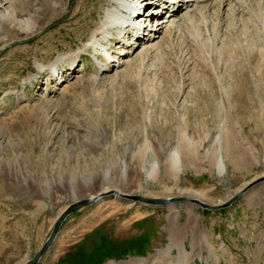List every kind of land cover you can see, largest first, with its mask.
Returning <instances> with one entry per match:
<instances>
[{"label":"rangeland","instance_id":"374dc122","mask_svg":"<svg viewBox=\"0 0 264 264\" xmlns=\"http://www.w3.org/2000/svg\"><path fill=\"white\" fill-rule=\"evenodd\" d=\"M112 1L0 0L18 20L0 34V264L26 263L66 205L106 189L217 204L264 175V0L179 4L163 24L130 0L145 35L101 26ZM194 10L206 17L168 31ZM123 248L146 251L100 264H264V180L218 209L104 195L66 216L36 264Z\"/></svg>","mask_w":264,"mask_h":264},{"label":"bare ground","instance_id":"6f19581e","mask_svg":"<svg viewBox=\"0 0 264 264\" xmlns=\"http://www.w3.org/2000/svg\"><path fill=\"white\" fill-rule=\"evenodd\" d=\"M114 1L116 2V5H114ZM114 1H112L113 2L111 4L112 7L108 8V10L106 11L105 15H106L107 19L105 20V22H103V25H101V26L103 28H107L106 31H108L109 28H111L112 26H121V27H123L125 29L127 27H132V28H134V29H136L138 31H140V29H142V31H140V32H143V34L145 35L146 34V31L145 30L147 29V27L146 26H143V24L141 22L142 17H139L140 19H137V18L135 19V16H134V14H135L136 11L138 13L140 11L139 5L138 6L135 5L134 2L133 3H130V0H114ZM153 1H162V5L165 8H161V10L160 11H157L156 13H154V11L151 10V12H149V13L146 14V17L144 19H147V20L149 18H151V19L152 18L158 19L157 18V14L158 13H162V10L163 11L169 10L168 7L169 6H173V4H176V6H179V4H180L181 7L182 6L186 7V6H188L190 4L189 3L190 0L189 1H187V0H153ZM193 1L194 2L195 1L196 2H201V1H204V0H193ZM222 1H224L228 5L229 4L231 5L233 3L231 0H215L214 2H211V3L209 2L210 4L208 2H207L208 4H204V5L203 4L201 5L200 3H198V7H199V9H205L207 11V8L210 5L214 6V4L215 3H218V2L221 5L222 4ZM148 2H151V0L148 1ZM225 3H224V5H225ZM177 8L173 6L171 9H173V11L175 12V9H177ZM199 9H197V10H199ZM205 10L204 11L203 10L202 11L200 10L198 12L197 16H199V17H206V13L207 12H205ZM195 12H196V10L190 11V12H187V13H184L185 15L182 18H179L177 20H173V21L169 22L170 25H169V27L167 26L168 27L167 28L168 31L170 33H172L173 32L172 31L173 26H175V25L178 26L179 24H181L185 20H188L189 19V20H192L193 21V20L197 19V16H196V18L194 17L196 15ZM175 14L176 13H174L173 15H175ZM15 15L16 14H15V12L13 10H7V11H4V12L0 13V34L3 33V32H5V29L7 30L8 28H10V27H8V25H10L11 22H17L18 21ZM159 19H160L159 20L160 22H158V23H162L164 21L163 18H159ZM26 21H27L26 22L27 25H31L33 23V18L30 17ZM193 22H195V21H193ZM3 23H6V25H7L5 28L2 27V24ZM161 27H162V25H158L157 24L155 26V29L158 31ZM151 29H153V28H150V31H151ZM156 30H155V33H156ZM98 33H99V31L96 32V35ZM126 33L123 34V35H121V36L119 35V36L122 38V37L126 36ZM104 51H105V53L103 52L104 55L105 54L108 55L110 53L109 50H107V49H105ZM110 54H109V56H111ZM167 162H168L169 169H171V171L173 170V174L176 176L178 174V172L180 171V168H181V165H180L181 164V157H180L179 151L176 150V151L172 152L170 154V157L168 158V161ZM214 162H215V165H216V168H217L218 172L221 173L223 171L224 165H223V158L220 155V153H218V155H217V157H216V159H215ZM154 166H156V163L154 164ZM108 175H109L108 172H106L104 174V180L105 181H108V177H109ZM72 191H73L72 193L75 194V191L74 190H72ZM100 193H102V192H100ZM99 194H97V195H99ZM93 196H96V195H93ZM93 196L91 195L89 197H93ZM78 200H81V199H78ZM78 200H76V201H78Z\"/></svg>","mask_w":264,"mask_h":264},{"label":"water","instance_id":"95a60500","mask_svg":"<svg viewBox=\"0 0 264 264\" xmlns=\"http://www.w3.org/2000/svg\"><path fill=\"white\" fill-rule=\"evenodd\" d=\"M261 180H264V175H261L260 177L253 179L252 181L247 183L245 186H243L239 190L238 193H235L233 196L229 197V199H227L226 201L221 202V203H217V204L207 203V202L201 201L197 198H191V197H186V196L148 197V196H143V195H140L137 193L122 192V191L117 190V189H109V190H106V191L100 193L99 195H96L93 197H86V198H83L81 200L71 202L62 209V211L56 217V219L53 223V226H52L48 236L46 237V239L42 243V245L34 253V255L30 259H28V261L24 264H34L35 262H37L39 260L40 256L45 252V250L47 249V247L51 243L52 239L54 238V236L58 232L62 221L66 218V216L69 213H71L73 210L77 209L78 207L84 206L86 204H89V203L99 199L100 197H102L104 195L114 194V195H119L121 197H125L128 199L138 200V201H142V202L150 203V204H164V203H170L173 201H190V202L196 203L202 207L220 208V207H224V206L231 204L232 201H234L236 198H238L251 185H253L254 183L259 182Z\"/></svg>","mask_w":264,"mask_h":264},{"label":"trees","instance_id":"16d2710c","mask_svg":"<svg viewBox=\"0 0 264 264\" xmlns=\"http://www.w3.org/2000/svg\"><path fill=\"white\" fill-rule=\"evenodd\" d=\"M98 249H95L93 252H92V256L91 257H96L95 258V263L96 264H100L104 257L108 256V257H114V258H120V257H123L127 254H145V251L146 249L144 248H123L119 251H106V253L104 254V256H99L100 255V252L97 253ZM71 264H75L73 262H71Z\"/></svg>","mask_w":264,"mask_h":264}]
</instances>
